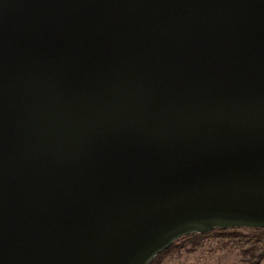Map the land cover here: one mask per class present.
I'll use <instances>...</instances> for the list:
<instances>
[{
	"label": "water",
	"instance_id": "95a60500",
	"mask_svg": "<svg viewBox=\"0 0 264 264\" xmlns=\"http://www.w3.org/2000/svg\"><path fill=\"white\" fill-rule=\"evenodd\" d=\"M264 228V0H0V264H151Z\"/></svg>",
	"mask_w": 264,
	"mask_h": 264
},
{
	"label": "trees",
	"instance_id": "16d2710c",
	"mask_svg": "<svg viewBox=\"0 0 264 264\" xmlns=\"http://www.w3.org/2000/svg\"><path fill=\"white\" fill-rule=\"evenodd\" d=\"M242 228L248 227H239V228H215L211 232L207 233H190L176 240L171 247L164 249L161 251L152 261L151 264H155L160 261L162 258L174 253L175 251L180 250L181 248L195 249L201 242L202 238L209 234H216L220 238H224L225 242H228L232 239L242 238L245 233L242 231ZM256 233H259L256 237V240H252V243L249 245H241V240L235 241L239 243H233L234 247H239L240 254L242 256L243 264H258L260 260L264 257V246L259 245L258 241H261L264 236V228H251ZM263 235V236H262ZM252 239V236L248 239L249 241ZM233 242V241H232ZM251 242V241H250Z\"/></svg>",
	"mask_w": 264,
	"mask_h": 264
},
{
	"label": "rangeland",
	"instance_id": "374dc122",
	"mask_svg": "<svg viewBox=\"0 0 264 264\" xmlns=\"http://www.w3.org/2000/svg\"><path fill=\"white\" fill-rule=\"evenodd\" d=\"M242 231L246 236L238 239H232L225 242L224 238H220L216 234H209L202 238L200 244L194 249L181 248L178 251L172 253L174 257H186L189 255H209L214 257V264H243L242 256L239 251V247H234L233 243H237L241 240V245H249L252 240H256L259 233H256L251 228H242ZM252 236V239H248ZM263 236V235H262ZM260 237V236H259ZM261 241H258L259 245L264 246V236ZM233 241V242H232ZM237 241V242H235ZM239 246V243H237ZM170 255V256H172Z\"/></svg>",
	"mask_w": 264,
	"mask_h": 264
},
{
	"label": "built area",
	"instance_id": "2783aa9c",
	"mask_svg": "<svg viewBox=\"0 0 264 264\" xmlns=\"http://www.w3.org/2000/svg\"><path fill=\"white\" fill-rule=\"evenodd\" d=\"M172 255V254H170ZM166 256L155 264H214V257L209 255H189L186 257Z\"/></svg>",
	"mask_w": 264,
	"mask_h": 264
},
{
	"label": "crops",
	"instance_id": "0c3cea01",
	"mask_svg": "<svg viewBox=\"0 0 264 264\" xmlns=\"http://www.w3.org/2000/svg\"><path fill=\"white\" fill-rule=\"evenodd\" d=\"M258 264H264V257L260 260Z\"/></svg>",
	"mask_w": 264,
	"mask_h": 264
}]
</instances>
